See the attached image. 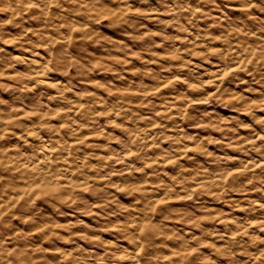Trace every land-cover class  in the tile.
Returning a JSON list of instances; mask_svg holds the SVG:
<instances>
[{"label": "clouds", "instance_id": "1", "mask_svg": "<svg viewBox=\"0 0 264 264\" xmlns=\"http://www.w3.org/2000/svg\"><path fill=\"white\" fill-rule=\"evenodd\" d=\"M0 264H264V0H0Z\"/></svg>", "mask_w": 264, "mask_h": 264}]
</instances>
